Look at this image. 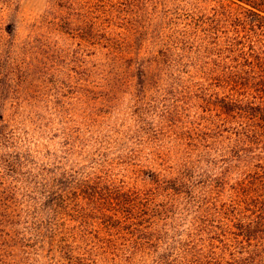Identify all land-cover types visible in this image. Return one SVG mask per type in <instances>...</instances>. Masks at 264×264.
I'll use <instances>...</instances> for the list:
<instances>
[{"label":"trees","instance_id":"trees-1","mask_svg":"<svg viewBox=\"0 0 264 264\" xmlns=\"http://www.w3.org/2000/svg\"><path fill=\"white\" fill-rule=\"evenodd\" d=\"M136 1L147 10L127 20L134 47L147 49L132 56L147 111L138 116L157 145L132 150L137 169L119 184L110 167L69 157L79 142L66 136L41 157L1 116L0 264H264V0ZM104 2L72 0L84 26L50 18L51 33H78L86 54L135 55L103 29L113 20ZM13 54L0 53L11 92ZM169 123L178 128L167 144Z\"/></svg>","mask_w":264,"mask_h":264},{"label":"rangeland","instance_id":"rangeland-1","mask_svg":"<svg viewBox=\"0 0 264 264\" xmlns=\"http://www.w3.org/2000/svg\"><path fill=\"white\" fill-rule=\"evenodd\" d=\"M71 1L0 0V53H14L17 67L12 92L4 87L3 78H0V117L5 116L24 137L32 139V146L42 149V153L37 152L41 157L45 152L44 145L57 146L66 136L79 142L82 147L72 151L69 157L83 163H100L102 166H97L98 171L110 167L121 184L124 179L130 180L137 169L132 150L143 143L157 145L150 135L151 130L139 120L138 115L146 116L147 111L140 89L143 77L132 60V56L139 53L144 56L147 49L134 47V33L127 23L139 13L147 14V10L144 11V5L136 0H105L104 9L113 20L103 21V29L115 41L125 38L136 51L135 55L120 60L119 49L109 52L100 47L97 52L93 51L96 54L91 51L86 54L80 48V43L85 40L78 33L73 36L62 31L56 35L51 33L50 18L61 22L62 18L69 17L68 27L73 29L84 26L85 21L74 15L69 7ZM160 1L171 4L172 0ZM148 7L145 2V9ZM50 40L53 44L60 43L63 49L56 46L54 50L55 46L49 45ZM150 86L155 89L152 84ZM168 102L149 109L153 112L148 113L154 116L153 123L155 120L161 123ZM159 108V115H154ZM168 116L172 117V114ZM165 126L159 137L167 144L173 143V131H177L178 126H170V123ZM149 136L150 141L146 139ZM175 155L182 157L181 153L175 152ZM143 163L150 168L148 162ZM7 263L15 262L8 259L1 264ZM147 263L154 264L150 259ZM27 264L41 263L31 261ZM115 264L139 263L118 259Z\"/></svg>","mask_w":264,"mask_h":264}]
</instances>
